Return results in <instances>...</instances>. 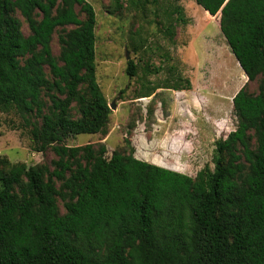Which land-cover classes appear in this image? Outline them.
<instances>
[{
    "label": "trees",
    "instance_id": "1",
    "mask_svg": "<svg viewBox=\"0 0 264 264\" xmlns=\"http://www.w3.org/2000/svg\"><path fill=\"white\" fill-rule=\"evenodd\" d=\"M194 1L212 19L220 14L221 33L249 82L263 78L258 94L244 87L234 97L237 126L216 142L208 187L137 159L129 140V151L111 158L104 144L68 146L79 135H108L96 11L87 0H0V112L15 111L32 127L34 151L57 156L52 168L0 169V264H264V0ZM173 14L175 23H189L181 7L168 19ZM57 31L59 57L52 53ZM164 33L173 41L174 24ZM127 75H137L135 62ZM168 75L157 90L191 89L176 67Z\"/></svg>",
    "mask_w": 264,
    "mask_h": 264
},
{
    "label": "rangeland",
    "instance_id": "2",
    "mask_svg": "<svg viewBox=\"0 0 264 264\" xmlns=\"http://www.w3.org/2000/svg\"><path fill=\"white\" fill-rule=\"evenodd\" d=\"M87 1L97 16V82L108 104L116 107L111 110L107 136L79 135L67 145L104 144L106 157L111 158L115 151L128 152L125 141L129 140L137 159L151 164L157 160L163 164L160 167L208 187L216 142L237 126L234 97L244 87L248 93L258 94L263 78L249 82L221 33L220 14L212 19L194 0H150L145 8L131 7L127 0ZM174 6L182 8L187 25L175 23V14L168 19ZM14 16L28 36L24 18L19 12ZM170 23L175 29L173 41L164 33ZM59 34L57 31L52 41L55 57L61 50ZM166 53L171 59L168 62ZM129 61L137 64L134 78L127 75ZM170 66L191 82L190 90H157L168 78ZM160 67L163 70L157 72ZM45 70L50 77L48 68ZM146 94L151 96L141 98ZM43 100L51 105L46 92ZM71 113L78 117L75 104ZM31 130L15 111L0 112V169L17 163L53 167L57 156L51 149L34 151ZM59 208L64 214L62 202Z\"/></svg>",
    "mask_w": 264,
    "mask_h": 264
},
{
    "label": "water",
    "instance_id": "3",
    "mask_svg": "<svg viewBox=\"0 0 264 264\" xmlns=\"http://www.w3.org/2000/svg\"><path fill=\"white\" fill-rule=\"evenodd\" d=\"M127 59H129V56H127ZM115 107H116V106H115L114 104L110 105V109H111V110L115 109Z\"/></svg>",
    "mask_w": 264,
    "mask_h": 264
}]
</instances>
